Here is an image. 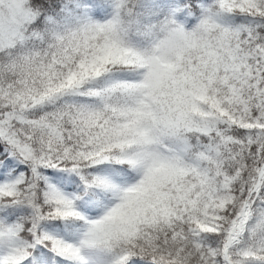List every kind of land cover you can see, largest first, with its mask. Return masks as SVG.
Wrapping results in <instances>:
<instances>
[{"label": "trees", "instance_id": "16d2710c", "mask_svg": "<svg viewBox=\"0 0 264 264\" xmlns=\"http://www.w3.org/2000/svg\"><path fill=\"white\" fill-rule=\"evenodd\" d=\"M24 6L30 18L0 49V186L13 181L0 190V219L13 240L0 246L15 253L0 264H227V230L243 203L249 217L227 255L232 264H264V167L254 189L264 162V0ZM107 19L137 50L170 28L187 33L173 68L191 76V96L157 125L167 171L143 212L76 257L69 246L77 234L104 213L113 184L135 175L105 114L123 96L119 82L139 78L142 66L106 60L95 74L67 79L81 73L75 51L98 44L88 24ZM94 126L114 137L101 140ZM51 189L71 195L70 210Z\"/></svg>", "mask_w": 264, "mask_h": 264}, {"label": "rangeland", "instance_id": "374dc122", "mask_svg": "<svg viewBox=\"0 0 264 264\" xmlns=\"http://www.w3.org/2000/svg\"><path fill=\"white\" fill-rule=\"evenodd\" d=\"M220 2L231 5L233 0ZM29 18L24 0H0V49L12 43L21 24ZM88 27L91 37L96 36L99 41L75 51L76 66L81 73L78 75L75 70H70L67 76L69 84L80 77L97 73L100 64L106 60L138 63L142 70L139 78L119 82L123 87V96L115 98L105 114L108 121L119 129L118 141L128 146L124 158L135 167V175L132 179L113 184V197L104 213L91 219L85 229L77 234V244L69 246L76 257H81V250H85L93 240L111 235L124 226L125 219L143 212L151 200L152 188L167 171L165 158L156 146L157 125L165 114L181 113V108L190 99L192 86L191 76L179 74L173 68L174 54L187 40H191L187 33L170 28L149 50H137L123 41L115 30L113 19L89 23ZM93 131H102L97 136L104 141L114 137L105 127L102 130L94 126ZM12 183L5 181L0 190L8 189ZM51 193L63 208L70 210L71 195L53 189ZM12 232V226L0 219V243H12ZM230 238L239 240L235 235H230ZM13 251L14 248L1 245L0 261L13 257Z\"/></svg>", "mask_w": 264, "mask_h": 264}, {"label": "water", "instance_id": "95a60500", "mask_svg": "<svg viewBox=\"0 0 264 264\" xmlns=\"http://www.w3.org/2000/svg\"><path fill=\"white\" fill-rule=\"evenodd\" d=\"M263 167H264V162L262 163L261 169H260V171L258 173V179L256 181V184L254 185V189H256L258 184H259V177H260L261 173L263 172ZM245 207L246 206L242 205V207H241L240 211L238 212V214L236 215L235 219L238 218V216L242 213V211L245 209ZM248 215H249V210L246 208V211H245V214H244V217H243V221H242V226L240 228H238L237 232L234 234L236 236V238H240V236H241L240 234L243 231L245 222L248 219ZM235 219L231 221V223L229 225V228H228V231H227L228 235H227V240H226V247H229L232 244V242H233V240H231V238H230V235L232 233L231 229H232V226L234 224ZM226 251H227V248H225L223 255H224L225 259L227 260V262L230 263Z\"/></svg>", "mask_w": 264, "mask_h": 264}, {"label": "bare ground", "instance_id": "6f19581e", "mask_svg": "<svg viewBox=\"0 0 264 264\" xmlns=\"http://www.w3.org/2000/svg\"><path fill=\"white\" fill-rule=\"evenodd\" d=\"M245 211H246V207L242 211V213L238 216V218L235 219L234 224H233L232 229H231L232 230L231 235H234L237 232V229L242 226V221H243Z\"/></svg>", "mask_w": 264, "mask_h": 264}]
</instances>
